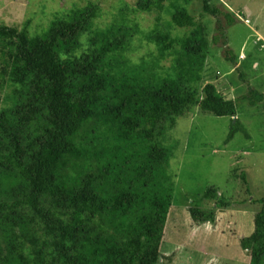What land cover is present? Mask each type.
<instances>
[{"label":"trees","instance_id":"trees-1","mask_svg":"<svg viewBox=\"0 0 264 264\" xmlns=\"http://www.w3.org/2000/svg\"><path fill=\"white\" fill-rule=\"evenodd\" d=\"M192 2L228 26L237 20L213 0H138L106 27L97 26L93 3L39 35L0 25V264L172 261L163 243L171 238L169 138L178 118L199 108L231 118L226 142L248 136L237 99L201 86L209 43ZM166 3L182 35L159 26L161 17L147 31L130 15L162 12ZM136 40L154 44L157 56L135 64ZM225 54L234 61L229 47ZM241 99L264 104V92L249 87ZM201 199L230 205L214 186ZM253 203L254 229L239 243L249 264H264V195ZM188 211L195 223L215 221L214 208L192 201Z\"/></svg>","mask_w":264,"mask_h":264},{"label":"rangeland","instance_id":"rangeland-1","mask_svg":"<svg viewBox=\"0 0 264 264\" xmlns=\"http://www.w3.org/2000/svg\"><path fill=\"white\" fill-rule=\"evenodd\" d=\"M137 1L0 0V25L27 27L31 35H39L71 9L93 3L99 8L97 26L106 27L119 19L121 9L128 6L124 11L130 13ZM212 3L234 14L237 20L228 26L223 16L219 20L201 14L199 3L188 5L191 14L205 24L209 43L201 86L211 83L224 99H237V117L248 136L240 131L226 142L231 118L199 108L178 118L169 138L175 141L170 154L175 189L166 224V233L174 242L165 237L163 249L172 261L164 264H249V254L241 248L239 236L253 231L254 214L260 208L253 200L264 195V104L251 106L241 99L249 87L264 92V0H213ZM166 5L162 12L130 15L147 31L156 27L157 18L161 17L159 26L169 25L173 35H182L186 29L168 23L172 9ZM219 22L223 31L219 30ZM136 45L131 56L135 64L142 65V58L151 60L157 56L154 44L136 40ZM228 47L233 53V62L226 59ZM164 64L168 67L171 63L167 59ZM209 186L216 187L230 205L220 209L213 201L201 199ZM192 201L214 208V223H195L188 211Z\"/></svg>","mask_w":264,"mask_h":264}]
</instances>
